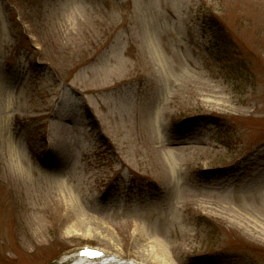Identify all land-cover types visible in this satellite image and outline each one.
<instances>
[{
  "label": "rangeland",
  "instance_id": "374dc122",
  "mask_svg": "<svg viewBox=\"0 0 264 264\" xmlns=\"http://www.w3.org/2000/svg\"><path fill=\"white\" fill-rule=\"evenodd\" d=\"M156 242L264 264V0H0V264Z\"/></svg>",
  "mask_w": 264,
  "mask_h": 264
},
{
  "label": "trees",
  "instance_id": "16d2710c",
  "mask_svg": "<svg viewBox=\"0 0 264 264\" xmlns=\"http://www.w3.org/2000/svg\"><path fill=\"white\" fill-rule=\"evenodd\" d=\"M208 18L209 19L207 23L214 37V50L221 53L222 55L228 52L236 55L237 52L234 48L236 44V35L226 30V23L218 16V14L215 13L214 10L211 12ZM239 65L245 66V69H248L250 73L253 74L250 64L246 63L245 60L243 62H239ZM204 121L216 125L221 129H225V127H227L228 129L231 128L225 118L218 114H210L209 116H206L204 118Z\"/></svg>",
  "mask_w": 264,
  "mask_h": 264
},
{
  "label": "bare ground",
  "instance_id": "6f19581e",
  "mask_svg": "<svg viewBox=\"0 0 264 264\" xmlns=\"http://www.w3.org/2000/svg\"><path fill=\"white\" fill-rule=\"evenodd\" d=\"M147 250V249H146ZM144 262H141L140 264H175L173 259L170 256V253L167 249V247L160 243L156 242L150 248V250L145 251L143 253ZM137 261H127L123 260L122 258L116 259V257H110L103 260L101 264H134ZM54 264H83L80 261H78L74 256L65 255L60 257Z\"/></svg>",
  "mask_w": 264,
  "mask_h": 264
}]
</instances>
